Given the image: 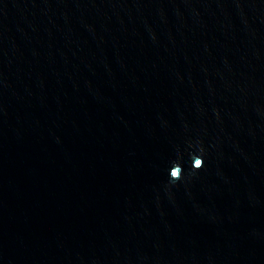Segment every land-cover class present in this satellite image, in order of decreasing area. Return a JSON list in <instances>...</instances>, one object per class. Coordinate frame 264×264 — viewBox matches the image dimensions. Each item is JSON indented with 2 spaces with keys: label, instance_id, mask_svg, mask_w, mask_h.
I'll return each mask as SVG.
<instances>
[{
  "label": "water",
  "instance_id": "1",
  "mask_svg": "<svg viewBox=\"0 0 264 264\" xmlns=\"http://www.w3.org/2000/svg\"><path fill=\"white\" fill-rule=\"evenodd\" d=\"M0 264H264V0H0Z\"/></svg>",
  "mask_w": 264,
  "mask_h": 264
}]
</instances>
